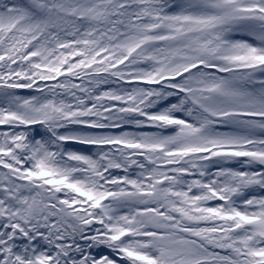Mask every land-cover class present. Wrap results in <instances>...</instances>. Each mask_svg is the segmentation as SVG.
<instances>
[{
  "label": "snow or ice",
  "instance_id": "1",
  "mask_svg": "<svg viewBox=\"0 0 264 264\" xmlns=\"http://www.w3.org/2000/svg\"><path fill=\"white\" fill-rule=\"evenodd\" d=\"M0 264H264V0H0Z\"/></svg>",
  "mask_w": 264,
  "mask_h": 264
}]
</instances>
